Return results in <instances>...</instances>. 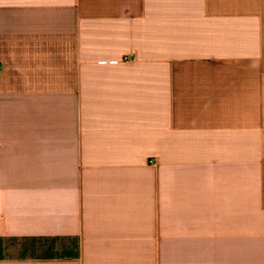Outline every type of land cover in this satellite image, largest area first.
<instances>
[{
  "label": "crops",
  "instance_id": "1",
  "mask_svg": "<svg viewBox=\"0 0 264 264\" xmlns=\"http://www.w3.org/2000/svg\"><path fill=\"white\" fill-rule=\"evenodd\" d=\"M0 264H264V0H0Z\"/></svg>",
  "mask_w": 264,
  "mask_h": 264
}]
</instances>
